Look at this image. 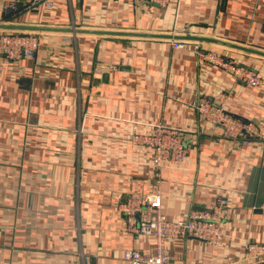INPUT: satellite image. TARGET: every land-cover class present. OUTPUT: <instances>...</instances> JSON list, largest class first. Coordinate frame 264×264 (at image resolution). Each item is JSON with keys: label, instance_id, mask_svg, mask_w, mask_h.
Wrapping results in <instances>:
<instances>
[{"label": "crops", "instance_id": "crops-1", "mask_svg": "<svg viewBox=\"0 0 264 264\" xmlns=\"http://www.w3.org/2000/svg\"><path fill=\"white\" fill-rule=\"evenodd\" d=\"M52 2L0 0V23L38 27L0 30L39 38L34 58L0 52V264L151 255L154 237L128 230L119 205L156 187L173 221L228 199L220 242L168 238L171 264H264L250 249L264 244V55L248 50L264 52V0ZM182 25L206 38L178 48L153 36L181 35ZM208 50L256 70L262 84L209 62ZM220 93L231 115L257 127L248 144L189 104ZM159 121L182 132L184 163L157 168L153 147L134 142Z\"/></svg>", "mask_w": 264, "mask_h": 264}, {"label": "built area", "instance_id": "built-area-1", "mask_svg": "<svg viewBox=\"0 0 264 264\" xmlns=\"http://www.w3.org/2000/svg\"><path fill=\"white\" fill-rule=\"evenodd\" d=\"M149 1L162 7L171 0H133ZM43 2L48 6L52 0H32V3ZM188 25L178 27L175 33L181 35L191 34ZM189 41L174 40L175 47L184 48ZM39 46V38L31 32H9L0 30V52L9 59L34 58ZM196 48L200 46L195 44ZM205 59L232 72L238 80L260 85L262 79L259 73L247 66L236 64L215 51H206ZM227 95L220 93L217 102L200 98L192 100L189 104L197 109L201 115L214 127L220 128L223 136L240 140L238 144H248L258 134L257 127L249 122L244 123L231 115L225 108ZM136 143H145L153 147V163L161 168L166 163L180 165L185 162L188 148L184 144L183 134L176 128L169 127L159 121L153 125L147 134L134 133ZM228 199L217 196L207 210H194L185 219L170 220L162 211V198L159 189L139 195H130L126 202L119 205L128 221V230L135 233L152 235L155 239V251L148 255L139 249L129 248L124 252V259L129 264H171L172 260L165 248L168 238H199L208 244L216 245L223 235L222 219ZM264 213V201L258 206ZM250 249L264 255V244L251 243Z\"/></svg>", "mask_w": 264, "mask_h": 264}, {"label": "water", "instance_id": "water-1", "mask_svg": "<svg viewBox=\"0 0 264 264\" xmlns=\"http://www.w3.org/2000/svg\"><path fill=\"white\" fill-rule=\"evenodd\" d=\"M0 28H12V29H38V27H25V26H20V25H11V24H3V23H0ZM100 32H104L105 31H100ZM135 34V33H133ZM153 36H158V37H175L177 39H195V40H202L206 37H199V36H192V35H153ZM209 40H214V39H210L208 38ZM217 41V40H215ZM218 42H221V41H218ZM250 51H255V52H258L260 54H263L264 55V52H260V51H256L254 49H248Z\"/></svg>", "mask_w": 264, "mask_h": 264}]
</instances>
